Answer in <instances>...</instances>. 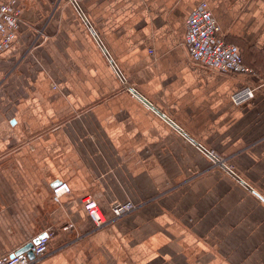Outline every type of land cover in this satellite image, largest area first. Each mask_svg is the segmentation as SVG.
<instances>
[{
    "label": "crops",
    "instance_id": "1",
    "mask_svg": "<svg viewBox=\"0 0 264 264\" xmlns=\"http://www.w3.org/2000/svg\"><path fill=\"white\" fill-rule=\"evenodd\" d=\"M8 1L0 258L53 228L32 264H264V0ZM202 2L250 73L191 58ZM243 88L254 96L234 104ZM122 203L134 208L114 219Z\"/></svg>",
    "mask_w": 264,
    "mask_h": 264
},
{
    "label": "built area",
    "instance_id": "2",
    "mask_svg": "<svg viewBox=\"0 0 264 264\" xmlns=\"http://www.w3.org/2000/svg\"><path fill=\"white\" fill-rule=\"evenodd\" d=\"M19 23L20 9L14 7L11 1L0 0V53L11 47L13 40L16 39ZM184 45L191 58L203 65L221 72H251V69L242 63L238 48L228 43L221 35L220 27L205 2L200 3L186 20ZM253 96L252 89L243 88L233 93L231 99L234 104H241ZM206 151L207 155L213 158V162L220 164L224 162L223 157L213 151ZM67 192H69V187L66 183H60L52 188V195L56 201ZM82 205L96 228L110 223L111 220L104 216L96 201L91 197H85ZM133 208L131 203L116 205L112 208L113 218H118ZM54 233L55 229L49 228L41 234L37 243L31 247L33 259H29L25 253H20L1 257L0 264H32L39 261L48 253V242Z\"/></svg>",
    "mask_w": 264,
    "mask_h": 264
},
{
    "label": "water",
    "instance_id": "3",
    "mask_svg": "<svg viewBox=\"0 0 264 264\" xmlns=\"http://www.w3.org/2000/svg\"><path fill=\"white\" fill-rule=\"evenodd\" d=\"M121 78H122V76L121 75H119ZM133 91V90H132ZM136 94V93H135ZM140 98H142V97H140ZM143 99V98H142ZM145 102H146V100L145 99H143ZM173 124V123H172ZM178 130H180L181 131V129L180 128H178L176 125H174ZM182 132V131H181ZM185 134V133H184ZM186 136H187V134H185ZM188 138H189V136H187ZM190 139V138H189ZM191 141H193L194 142V140H192L191 139ZM204 150V149H203ZM205 151V153L207 152L206 150H204ZM230 173H232V171H229ZM233 174V173H232ZM57 184H59V183H56V185L55 186H57ZM42 235H40V236H38L32 243H28L27 245H25L24 247H22L20 250H18L16 253H14V254H12L11 256H13V255H17V254H20V253H25L26 255H27V257L29 258V259H33V252L31 251V247L33 246V244H35V243H37V241H38V239H39V237H41Z\"/></svg>",
    "mask_w": 264,
    "mask_h": 264
},
{
    "label": "rangeland",
    "instance_id": "4",
    "mask_svg": "<svg viewBox=\"0 0 264 264\" xmlns=\"http://www.w3.org/2000/svg\"><path fill=\"white\" fill-rule=\"evenodd\" d=\"M220 156V155H219Z\"/></svg>",
    "mask_w": 264,
    "mask_h": 264
}]
</instances>
